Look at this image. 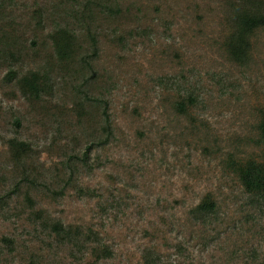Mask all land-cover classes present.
I'll return each instance as SVG.
<instances>
[{
  "label": "rangeland",
  "instance_id": "rangeland-1",
  "mask_svg": "<svg viewBox=\"0 0 264 264\" xmlns=\"http://www.w3.org/2000/svg\"><path fill=\"white\" fill-rule=\"evenodd\" d=\"M115 1L117 18L109 0H0V264H264V204L237 173L264 157V26L238 63L234 0ZM33 72L39 96L20 89Z\"/></svg>",
  "mask_w": 264,
  "mask_h": 264
},
{
  "label": "trees",
  "instance_id": "trees-1",
  "mask_svg": "<svg viewBox=\"0 0 264 264\" xmlns=\"http://www.w3.org/2000/svg\"><path fill=\"white\" fill-rule=\"evenodd\" d=\"M93 1L94 0H86V3L94 4ZM233 2L232 9L229 12L232 26L230 25L229 28L230 32L227 36L226 48L233 60L241 63L246 57L245 55H247L249 49V35L253 30L264 26V0H234ZM99 5V12L102 14L104 9H106L109 17L117 18V16L123 12L120 7L121 5L115 0L114 2L109 0V4L99 3ZM77 12V10L71 9L66 16L77 18ZM85 14L84 10L80 13V15ZM50 38L60 61H72L77 57V35L69 27L56 28L53 34L50 35ZM6 49V46L0 47V53L6 52ZM9 75L14 78V71L10 70ZM42 83L43 80H40V76L37 72L26 74L25 76L23 75L19 81L21 90L30 91L35 96H39L42 92L40 89ZM189 101L191 102L190 99ZM104 122L106 125H110L108 115H105ZM105 130H107V128ZM259 131L264 141V116L259 123ZM106 141L100 140L99 144H104ZM92 144L87 145L84 151V158L81 159L83 165L86 164L85 158L87 157V153L92 149ZM10 145L12 149H15V147H26V143L17 142V140L14 139L10 141ZM237 173L241 184L251 197L256 202L264 204V157L262 159L253 158L243 162L237 166ZM1 203L8 204V202L0 197V204ZM215 209L216 202L210 198H205L195 208L194 213L206 215L208 213H213ZM53 229L57 233L65 232L66 235H69V233H67L69 230L64 228L60 223H55Z\"/></svg>",
  "mask_w": 264,
  "mask_h": 264
}]
</instances>
